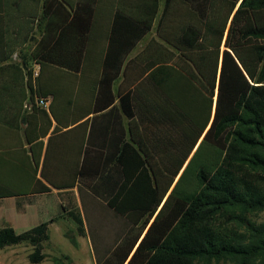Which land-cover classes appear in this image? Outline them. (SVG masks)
Listing matches in <instances>:
<instances>
[{
  "label": "trees",
  "instance_id": "1",
  "mask_svg": "<svg viewBox=\"0 0 264 264\" xmlns=\"http://www.w3.org/2000/svg\"><path fill=\"white\" fill-rule=\"evenodd\" d=\"M173 1L164 0V7ZM159 2L117 12L140 26L142 36L151 29ZM180 2L188 12L181 15L180 28L172 27L180 31L167 40L172 51L132 94L120 98L125 115L135 119L130 132L137 149L125 144L119 160L125 179L107 205L121 215L145 217L144 225L155 215L126 264H264V220L249 218L264 211V0ZM32 3L34 9L40 4L45 19V36L32 52L36 60L70 14L54 24L52 13L64 9L60 0ZM73 18L78 22V10ZM89 23L88 14L80 25ZM144 137L157 142L148 146ZM153 150L159 154L152 156ZM131 165L135 174L128 171ZM184 180L187 187L179 189ZM71 218L83 235L81 219ZM48 224L22 233L0 229V249L26 242L32 246L29 262H42ZM126 256L117 254V264ZM64 261L69 263L66 256L53 259Z\"/></svg>",
  "mask_w": 264,
  "mask_h": 264
},
{
  "label": "crops",
  "instance_id": "2",
  "mask_svg": "<svg viewBox=\"0 0 264 264\" xmlns=\"http://www.w3.org/2000/svg\"><path fill=\"white\" fill-rule=\"evenodd\" d=\"M151 1L60 0L65 10L52 13L53 23L70 17L34 60L32 52L45 36L40 4L34 9L29 0L19 9L16 0H0V229L22 233L49 223L45 258L38 264H54L61 256L69 260L64 264H117L115 256L127 254L121 263L126 264L155 217L144 225L145 217L121 215L107 205L125 179L119 161L125 144L137 149L130 132L135 119L125 115L120 98L132 94L172 51L167 40L180 34L172 27L180 28L188 12L180 0L166 8L159 0L151 29L140 36L141 27L117 9L138 12L139 4ZM88 14L90 23L82 27ZM148 89L152 95L154 87ZM40 97L49 99L47 109L34 106ZM128 110L133 113L130 104ZM128 171L135 174L134 166ZM71 214L81 219L83 235ZM54 234L69 242L70 254L60 250ZM31 252L26 242L5 246L0 264H31Z\"/></svg>",
  "mask_w": 264,
  "mask_h": 264
},
{
  "label": "rangeland",
  "instance_id": "3",
  "mask_svg": "<svg viewBox=\"0 0 264 264\" xmlns=\"http://www.w3.org/2000/svg\"><path fill=\"white\" fill-rule=\"evenodd\" d=\"M11 1H13V0H11ZM29 0H17L16 2H18L19 3V5L17 6L19 9L20 8H22L24 5H27V2H28ZM16 7V8H17ZM196 148H197V146H196ZM195 148V149H196ZM197 163H198V160L197 159H195V161L191 164V166H190V168H193V167H196V165H197ZM190 175V174H189ZM189 175H187V176H189ZM190 179V178H189ZM188 181V180H187ZM187 186H185V180H184V182L181 184V186L179 187V189H185ZM249 218L252 220V221H255V222H257V223H260V222H262L263 220H264V211L263 212H261V213H257V214H255V215H250L249 216ZM54 241H56V242H59L58 243V245H59V248H60V250L62 251V252H64V253H68V254H70L71 253V245L69 244V242L68 241H66V240H63V239H61L60 237H59V235L58 234H54ZM195 264H202V263H195ZM212 264H214V263H212Z\"/></svg>",
  "mask_w": 264,
  "mask_h": 264
},
{
  "label": "built area",
  "instance_id": "4",
  "mask_svg": "<svg viewBox=\"0 0 264 264\" xmlns=\"http://www.w3.org/2000/svg\"><path fill=\"white\" fill-rule=\"evenodd\" d=\"M35 70L32 71V77L33 78H36L38 76V73H39V66L36 64L35 65ZM34 106L37 107V108H40V109H47L48 106H49V99L47 97H40V98H37L35 103H34ZM33 106L30 105L28 107V109H31Z\"/></svg>",
  "mask_w": 264,
  "mask_h": 264
}]
</instances>
